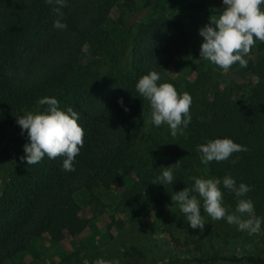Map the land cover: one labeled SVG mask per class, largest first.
I'll return each instance as SVG.
<instances>
[{"label": "trees", "instance_id": "obj_1", "mask_svg": "<svg viewBox=\"0 0 264 264\" xmlns=\"http://www.w3.org/2000/svg\"><path fill=\"white\" fill-rule=\"evenodd\" d=\"M138 5L136 0H66L61 11L67 27L56 29V5L0 0V153L6 152V136L21 128L17 117L42 110L46 106L37 102L45 96L55 97L62 110L77 111L84 130L74 171L63 170V156L27 165L21 160L24 149L9 161L0 190V264L31 255L33 242L44 234L51 244L78 235L89 221L80 216L81 206L111 190L132 222L145 224L157 209L168 207L192 237L199 229L189 226L171 199L192 187L191 177L221 181L223 205L235 210L237 197L222 184L230 175L237 186H250L243 198L253 201V213H264V42L257 41L245 57L247 67L237 63L225 72L199 56L204 25L188 21L196 14L217 17L223 0H140ZM144 8L151 15L131 30L112 15L115 9ZM190 52L196 56L195 76L172 75L169 69L180 67L177 58ZM153 70L160 75L158 84L169 82L192 98L191 122L183 134L173 137L168 125L148 123L150 103L135 85ZM224 137L247 151L203 164L197 145ZM168 166L173 183H152ZM76 194H84L82 202ZM223 259L264 264V252Z\"/></svg>", "mask_w": 264, "mask_h": 264}, {"label": "clouds", "instance_id": "obj_2", "mask_svg": "<svg viewBox=\"0 0 264 264\" xmlns=\"http://www.w3.org/2000/svg\"><path fill=\"white\" fill-rule=\"evenodd\" d=\"M49 5H56L53 11L58 18L53 27L64 29L67 27L62 22V7L66 6V0H45ZM223 10L217 17H211L210 22L199 29L203 37L200 46V57L218 66L227 72L234 64L247 67L248 61L245 57L251 52L257 41L264 42V0H223ZM160 75L156 71H150L142 75L135 87L140 96L149 101L151 107L148 123L160 127L168 125L171 135L175 137L191 122L190 108L191 96L187 93H179L169 82L157 83ZM123 103L122 99L119 101ZM38 105L46 106L42 110L26 111L17 117V123L22 132H27L29 143L24 147L27 165L41 162L45 156L56 159L59 156L66 157L62 168L65 171H74L73 161L83 146L84 130L78 123L79 113L72 107L62 110L59 101L55 97L45 96L38 100ZM128 109L125 108V111ZM201 162L208 165L212 161L221 162L228 160L233 153L247 151V148L234 142L231 138H215L207 140L206 143L197 145ZM235 163V161H233ZM179 166V161L175 163ZM194 184L191 188L172 194L173 203H178L180 211L187 218L192 229L204 231L205 221L201 215L207 213L212 220L226 219L227 223L236 225L238 230L247 231L249 235L260 231L262 219L252 217L244 219L245 213L254 211L251 199L243 197L251 191L250 186L240 183L226 175L222 184L224 188L233 192L237 197V205L234 213L223 205V192L220 187L221 181L204 178L191 177ZM173 170L164 167L162 175L152 181L155 184L173 183ZM202 201V205H201ZM96 264H119L118 261H105L99 259Z\"/></svg>", "mask_w": 264, "mask_h": 264}, {"label": "rangeland", "instance_id": "obj_3", "mask_svg": "<svg viewBox=\"0 0 264 264\" xmlns=\"http://www.w3.org/2000/svg\"><path fill=\"white\" fill-rule=\"evenodd\" d=\"M136 3L139 6L140 0ZM112 15L122 20L123 28L131 30L151 13L146 8L120 13L115 9ZM188 21L198 26L208 24L210 18L196 14ZM177 60L180 67H171L169 72L172 75L178 74L183 78L195 76V55L186 53ZM16 130L11 131L3 141L6 152L0 153V190L7 178L9 161L29 143L27 132H22L21 128ZM83 196L76 194L75 199L82 202ZM89 200L88 204L81 206L80 216L89 220L81 233L67 235L57 244H51L44 234L33 242L31 255H19L17 264H96L99 259L118 261L119 264H197L196 258L209 260L203 264H232L223 258L240 257L250 251L257 254L264 252V222L259 232L249 235L247 231H240L236 225L227 223L226 219L212 220L202 210L201 215L210 227H205L203 232L199 230L192 237L185 227L186 223L175 219L176 214L168 207L157 209L145 224H138L130 220L127 209L117 206L112 190L97 197L90 196ZM226 209L229 213L235 212ZM249 216L264 221V213H245L243 218Z\"/></svg>", "mask_w": 264, "mask_h": 264}]
</instances>
